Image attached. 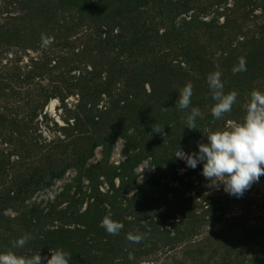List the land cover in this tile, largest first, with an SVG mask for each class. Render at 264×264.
Masks as SVG:
<instances>
[{
	"label": "rangeland",
	"instance_id": "1",
	"mask_svg": "<svg viewBox=\"0 0 264 264\" xmlns=\"http://www.w3.org/2000/svg\"><path fill=\"white\" fill-rule=\"evenodd\" d=\"M34 1H48L50 9L56 8L57 0ZM150 2L137 13L152 21L154 32L148 44L139 45L125 64L119 55L115 67L101 47L83 34V28L89 27L73 26L69 20L66 24L48 20L41 35L54 37L50 46H42L41 40L32 50L0 45V157L8 159L0 170V253H39L50 258V250L66 251L49 243L42 247L43 233L50 230L65 232L72 246L79 241L87 246L99 243V236L81 226L84 221L76 216L84 213L89 203L87 195L77 191L78 182H73L76 168L83 165L92 171L93 167L100 174L108 167L120 172L123 166V178L113 179L119 192L111 194L107 202L114 210L118 204L126 208L123 220L130 222L129 228L139 230L142 223L148 224L141 229L147 231V243L143 239L124 248L126 242H121L120 251L113 253L90 250L83 256L86 264H123L127 260L122 262V258L130 254L134 257L130 264H264V175L237 198L223 186L219 190L207 187L202 163L192 169L175 157L179 148L185 153L198 152V144L208 142L207 134L242 121L251 91L264 92V2ZM179 5L185 9L167 19L166 10ZM26 10L25 0H0V25L19 26ZM171 24L181 32L169 39ZM78 49L85 51L80 58L72 53ZM98 53H102L100 60ZM241 57L247 71L234 74L232 69ZM162 60L175 69L177 78H172L170 90L176 92L177 99L186 83L194 86L191 106L202 112L196 129L185 126L182 118L187 111H178L176 103L171 102L169 111L165 98H148L123 78L154 70ZM215 71L221 72L224 92L238 94L232 111L219 120L211 115L215 102L207 83V76ZM55 92L64 96L62 100L54 97ZM67 92L73 95L66 96ZM79 94L87 108L93 106L99 112L110 106L109 97L119 96L121 111L108 116L95 113L89 121L91 117L79 107ZM34 102L41 104L45 115L26 124L28 103ZM160 118L164 119L166 137L153 132ZM11 123L25 128L16 130ZM15 140L27 144L28 153L34 152L33 159L25 152L26 159L20 160ZM70 183V189H64ZM86 183L84 179L80 187ZM105 189L99 186V191ZM26 234L31 239L23 247L16 246Z\"/></svg>",
	"mask_w": 264,
	"mask_h": 264
},
{
	"label": "trees",
	"instance_id": "2",
	"mask_svg": "<svg viewBox=\"0 0 264 264\" xmlns=\"http://www.w3.org/2000/svg\"><path fill=\"white\" fill-rule=\"evenodd\" d=\"M25 1L27 10L24 13L26 17L24 20H22V23L19 26H10L7 24L0 25V45L11 46L13 48L23 47L32 50L34 45L41 40V33L43 32V29L45 28L49 19L53 18V20H55V24H66V20H69L73 22V26L84 25V27H89L83 28L86 29L83 30V34L90 41L95 42L97 46L101 47L102 51L107 56L106 60L112 67H115L118 61L117 57L119 55H122L124 57L123 62L125 61V64L128 59H131V57H133V53L139 45L145 46L146 44H148L151 34L152 32H154L152 21L146 20V16H142L141 18H139L137 15L139 8H146L143 5H146L149 0H57L55 3L56 8L54 9H50L48 7V1L43 3L34 0ZM158 1L164 4H166V2H170V0ZM250 1H253V3L257 1L264 2V0ZM151 2L153 3V0H151ZM247 2H249V0H247ZM181 9H185V6L179 5L172 8L171 10H166L167 19L178 15L182 11ZM50 10H52L53 12H50ZM64 14H66L69 18L65 19L62 16ZM59 19L61 20L59 21ZM188 26L190 27V23ZM172 27L174 26L171 24L170 34L167 35L169 36V39L177 34H180L181 32V29H173ZM87 29H89L90 31L87 32ZM167 36L165 37L166 39ZM74 52H76L78 54V57L80 58L85 51H79L78 49L77 51H72V53ZM101 56L102 53H100L98 56L99 60L101 59ZM162 61L163 63L154 70L144 69L138 72L136 75L129 74L128 76L123 78L127 81L128 84L136 85L143 93V95H146L148 98H152L156 101L165 98V104L170 111L171 102L176 103L178 100L177 97H175L176 92L170 90V82H173L172 78H175L174 81H176L177 77L173 74L175 69L172 68L170 64H165L164 60ZM74 68L75 67H72V69ZM2 69H5V67H3ZM9 77L11 79H14L13 76ZM88 77H90V75ZM145 86H148V90L145 89ZM72 95V93H66V96ZM132 95H134L132 101L135 102V94L132 93ZM54 97H57L58 100H62L64 96L62 97L60 96V94L55 92ZM154 100L153 105L156 104ZM109 101L110 106L108 108H105L104 111L100 110L99 112L95 108H93V106H89L87 108L83 96L79 94V107L82 106L81 111H84L86 113V116L91 117L89 121L93 120L95 113H101L99 114L100 116L104 113L106 116H108L111 113L115 115L116 111H121V107L119 106V96H112V98L109 97ZM79 107L76 108V112H79ZM41 108L42 106L38 102L28 103L27 112L25 114L27 120H25L24 122H26L27 124L28 122H30V119H33L34 122H38V115L39 119L45 115L43 112V114L41 113ZM141 110H144V112H146L147 110L150 111L148 107H141ZM152 115L154 116V114ZM160 119V125L163 126L164 119ZM10 125H12L16 130L17 128H25L14 123H11ZM53 141L55 140H52V142ZM15 142L17 144V149L21 152L19 154V157L21 158L20 160L26 159V157H24V155L26 154L23 155V153H28V151L26 150V147H28L27 144L22 142V140H15ZM33 144H36V142H34ZM112 144L113 142L107 146L108 151H111ZM32 149H36V146ZM33 154L34 152H31L28 153L27 156L30 157V159H33ZM19 157L16 156V158ZM7 160L8 159H6V157L4 156H2V158L0 157V170L4 168V166L8 163ZM137 163L138 162L133 163L132 167H136ZM122 168L123 166L121 167L120 172H114V169L117 170V168L108 167L106 171L101 169L100 174L96 171H93V167H91L92 171L90 169H84L83 165L76 168L78 172L76 173L73 182H78L77 191L85 193L84 195H87L89 200V203L87 202L88 207L85 209L84 213L76 216L77 218H80L82 219V221H84L80 223L81 226L91 230L93 235L99 236L100 244L94 243L87 246L84 242L81 243V241H79V245L72 246L70 237H68V235L67 237H64L65 232L61 233V230H50L43 233L44 238L42 239V247L46 245L45 243H49L54 247L62 246V248L66 249V251L71 254L70 264H86L87 260H84L83 256L86 253H89L90 250L96 253H113L116 251H120V248L123 245L122 243L126 242L124 248L131 246L132 244L128 245V243L132 242H129L126 239V235L129 232L135 233L137 230L128 227L130 222H124L123 213H125L126 208H122L121 205L118 204L116 206V209L114 210L115 207L112 205V203L109 201L107 202V199L110 200L111 194L113 197L114 193L117 194L119 192L118 188H114L113 179L123 178V176H121V173H123ZM101 176H103L105 180H103ZM84 179L87 181V183L84 184L83 187H80ZM100 185H104V187L106 188L104 192L99 191ZM70 186H72L71 183L66 184L64 186V189L69 190ZM128 191L130 190H124V192ZM124 192H121V195ZM145 192H148V190L146 189ZM114 212L116 213L114 214ZM106 215H110L113 220L118 222L120 221V223L123 224L124 227L119 235H109L105 231V229L100 226L102 219ZM143 224L144 223L140 225L139 232L146 233V230H141L145 228V225L143 226ZM66 232L72 234V232L70 231ZM144 236H146V234ZM118 243H121V246L117 245ZM144 243H147L145 238ZM123 260H127L123 264H130L132 262V260H130L129 258H122V262ZM95 264L106 263L97 261Z\"/></svg>",
	"mask_w": 264,
	"mask_h": 264
},
{
	"label": "clouds",
	"instance_id": "3",
	"mask_svg": "<svg viewBox=\"0 0 264 264\" xmlns=\"http://www.w3.org/2000/svg\"><path fill=\"white\" fill-rule=\"evenodd\" d=\"M41 41L42 46L47 47L54 42V37L42 34ZM232 71L234 74L247 71L245 58H239L238 65ZM207 83L215 102L211 107V115L217 120L222 119L232 111L238 94L235 91L224 92L219 71L210 73ZM193 87L191 82L186 83L180 89L176 102L178 109L187 111L182 119L189 129H196V119L202 116L200 108L191 106ZM244 107L242 121L231 122L227 128L207 134L208 142L199 143L198 152L185 153L179 148L175 154L189 168L195 169L198 164H203L202 175L209 182L207 187L219 190L223 186L226 193L237 198L242 197L264 175V92L253 89ZM153 132L167 136L164 126L159 124L153 125ZM145 168L139 172L138 182L142 181L140 173ZM100 226L109 235H119L124 227L110 215L104 216ZM30 239L31 236L26 234L15 242L16 246L23 247ZM126 239L132 243H140L144 234L139 230L129 232ZM50 252V258L42 257L39 253L31 256L17 255L11 251L0 253V264H70V253L63 249H53ZM129 259L134 257L130 254Z\"/></svg>",
	"mask_w": 264,
	"mask_h": 264
}]
</instances>
